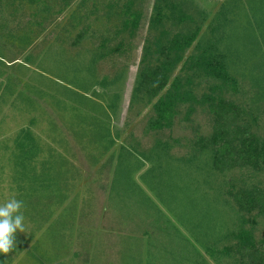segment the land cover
Instances as JSON below:
<instances>
[{"label":"rangeland","instance_id":"rangeland-1","mask_svg":"<svg viewBox=\"0 0 264 264\" xmlns=\"http://www.w3.org/2000/svg\"><path fill=\"white\" fill-rule=\"evenodd\" d=\"M154 1L133 0L141 15L130 37L122 26L127 0H0V204L31 194L27 185L38 187L45 179L42 186L52 188L53 172L66 181L58 194L61 206L47 223L43 215L38 223L29 217L35 215L31 209H41L40 202L21 198L26 231L17 233L20 242L7 257L0 255V264H193L196 257L203 264H231L210 252L221 251L228 234L239 226L240 215L226 192L264 190V169L213 172L209 157L193 150L198 137L211 134V118L203 110L190 122L176 120L170 131L146 132L155 102L137 98L135 88ZM193 1L209 20L230 9L240 12V35L247 23L253 24L249 5L264 4ZM247 75L240 66L234 68L241 93L229 98L252 109L254 131L264 138V100L253 98L255 89ZM76 114L88 119V125L100 122L106 135L102 144L91 140L83 148L85 139L74 133ZM22 131L37 145L35 157L24 159L25 170L15 165L23 156L16 146ZM159 139L169 148L163 167L171 171L173 190H180L171 212L167 198L160 202L149 176L144 177L156 167L150 156ZM122 149L134 156L120 153ZM141 154L147 156L145 161ZM119 160L128 163L132 182L150 198L154 214L144 212L141 200L134 204L129 198L113 199L110 189ZM39 194L42 198L45 191ZM254 220L256 240L264 241V217Z\"/></svg>","mask_w":264,"mask_h":264},{"label":"trees","instance_id":"trees-1","mask_svg":"<svg viewBox=\"0 0 264 264\" xmlns=\"http://www.w3.org/2000/svg\"><path fill=\"white\" fill-rule=\"evenodd\" d=\"M136 4L133 0H127L123 8V31L129 30L130 37L134 36L140 21V10L134 9ZM226 13L220 12L209 20L208 15L193 0H155L142 48L135 96L148 103L155 102L153 114L147 123V133L170 131L176 120L182 118L190 122L193 115L203 110L211 118V134L195 140V154L208 156L209 166L216 174L222 175L237 169L261 172L264 169V138L254 131L257 120L251 118V108L246 111V104H237L229 97L241 93V87H238L234 76V68L240 66L241 71L249 73L247 77L255 89L253 98L256 101L264 100V4L249 5V13L252 15L250 21L253 24L248 21L241 35L237 20L240 12L235 14L230 9ZM207 22L209 29L203 36ZM237 40L239 42L234 47L233 43ZM239 48L243 51L238 52ZM201 88L205 91L197 92ZM72 119L76 137L86 141L84 149H87L91 140L101 144L105 141L106 135L100 122L94 120L88 125V119L79 114L73 115ZM21 133L23 136L18 139L16 146L23 156L15 165L25 170L27 165L24 159L35 157L37 145L28 131ZM168 149L163 141L157 140L154 155L150 156L156 167L147 171L144 177L147 180L149 176L160 202H165L167 198L169 202L166 201V206L171 212V205L178 202L176 195L180 190H173L171 171L163 167L166 164L163 157L167 161L169 159ZM120 153L131 158L134 156L127 149H122ZM140 156L144 161L147 159L146 155ZM120 161L116 165L110 189L113 199L129 198L134 204L141 200L144 212L149 216L154 214L150 198L146 199L144 192L132 182L128 163L122 164ZM47 162L50 167H54L51 161ZM48 165L42 164L45 170L52 173ZM64 166L61 169L68 171ZM130 168L133 167L130 165ZM51 177L55 182L52 188L42 186L47 181L45 179L38 182V187L27 185L31 194L19 198L20 201L21 198L27 199L28 203H41H38L41 209L33 208L31 210H34L35 215H29L36 223L41 215L45 216L44 223H47L54 208L61 206V195L58 194H62L61 184L65 186L66 181L60 179L56 172ZM41 190L45 191L42 198L39 194ZM226 195L240 215L239 226L228 234L229 241L221 251L210 249V252L225 256L231 260V264H264V241L256 240L254 220L256 217H264V190L259 187L239 188L228 190ZM154 211L161 213L158 208ZM17 236L16 242L19 243ZM23 246L24 243L21 248ZM196 258L198 262L193 264H203L202 259Z\"/></svg>","mask_w":264,"mask_h":264},{"label":"clouds","instance_id":"clouds-1","mask_svg":"<svg viewBox=\"0 0 264 264\" xmlns=\"http://www.w3.org/2000/svg\"><path fill=\"white\" fill-rule=\"evenodd\" d=\"M23 202L15 197L0 204V255L7 257L16 247V234L24 233Z\"/></svg>","mask_w":264,"mask_h":264}]
</instances>
